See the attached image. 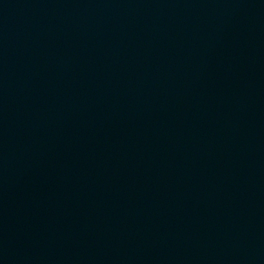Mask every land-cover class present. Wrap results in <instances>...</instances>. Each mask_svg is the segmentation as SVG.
I'll return each mask as SVG.
<instances>
[{
    "label": "water",
    "instance_id": "obj_1",
    "mask_svg": "<svg viewBox=\"0 0 264 264\" xmlns=\"http://www.w3.org/2000/svg\"><path fill=\"white\" fill-rule=\"evenodd\" d=\"M0 264H264V0H0Z\"/></svg>",
    "mask_w": 264,
    "mask_h": 264
}]
</instances>
